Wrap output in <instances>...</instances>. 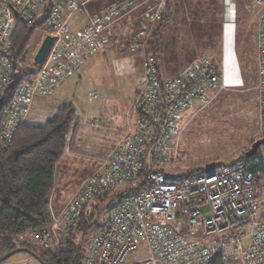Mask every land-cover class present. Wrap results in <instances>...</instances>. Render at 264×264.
I'll return each instance as SVG.
<instances>
[{
  "label": "built area",
  "instance_id": "obj_1",
  "mask_svg": "<svg viewBox=\"0 0 264 264\" xmlns=\"http://www.w3.org/2000/svg\"><path fill=\"white\" fill-rule=\"evenodd\" d=\"M92 1L0 0V97L17 81L0 139H11L34 96L51 95L87 59L110 48L113 20L142 0H125L87 14L85 8ZM159 1L142 14V21H130V26L139 24L136 38L146 44L164 18L166 6ZM252 3L260 10L257 88L264 134V0ZM76 14H86V22L72 31L69 22ZM21 22L41 29L44 39L51 38L41 64L33 61L34 74L32 68L26 72L21 67L25 52L21 58L12 53L13 35ZM220 84L219 70L207 58L162 78L155 56L148 54L137 81L132 129L123 134L102 172L90 177L33 240L50 252L64 247L77 231L84 206L123 187L118 189L120 202L93 239L91 255L83 264H211L217 257L227 264H264V219L256 218L260 198L248 158L181 182L161 170L169 163L166 145L179 134L180 113L195 104L208 105ZM91 125L97 127L95 121ZM140 251L144 257L128 261Z\"/></svg>",
  "mask_w": 264,
  "mask_h": 264
},
{
  "label": "rangeland",
  "instance_id": "obj_2",
  "mask_svg": "<svg viewBox=\"0 0 264 264\" xmlns=\"http://www.w3.org/2000/svg\"><path fill=\"white\" fill-rule=\"evenodd\" d=\"M118 2L125 0H93L86 6L85 12L96 13ZM157 2L142 0L127 11H120L110 25L111 36H116L112 37L113 45L87 59L72 77L60 85L54 99L36 98L31 103L30 120L40 122V125L51 120L63 103L71 105L78 120L76 131L69 137L74 138L72 152L66 151L55 167L54 203L59 200L65 203L84 180L85 184L90 177L99 173L95 171L106 163V157L118 141L120 131L132 123L137 79L150 53L146 52V40L136 38L139 24L130 26V21H142L144 14ZM164 3L166 6V0ZM211 7L207 0H171L170 11L167 12L165 8L164 18L168 16L165 25L170 21L162 45L165 59L162 61L156 55L162 78L173 77L194 60L210 56L203 51L202 34L209 26L210 19L216 17L217 6ZM85 18L86 14L74 15L69 22L70 29L77 31L85 24ZM43 39V31L34 27L24 50V66H21L24 71L32 68L30 72H36L33 57ZM133 39L137 40L135 44ZM91 93L95 97H91ZM248 94L245 98L244 91L234 90L216 98L212 104H195L182 111L179 115L180 132L176 139L173 137L166 145L169 163L161 170L176 178L206 172L215 166H233L241 154L250 149L249 144L257 140L254 138L258 130L257 119L248 99L251 96L249 91ZM93 121L98 127L91 125ZM256 159L264 165V145L258 149ZM257 190L264 196L263 178L259 180ZM113 194L104 202H90L89 209L96 208L93 227L84 236L79 232L72 235L73 243L82 250L84 261L91 255L93 239L107 223L120 200H112ZM258 216L264 219V198L258 203L256 218ZM144 254V251L133 253L128 261L139 260ZM14 260H19V264H27V260H30V264H39L25 253L15 254L5 262Z\"/></svg>",
  "mask_w": 264,
  "mask_h": 264
},
{
  "label": "trees",
  "instance_id": "obj_3",
  "mask_svg": "<svg viewBox=\"0 0 264 264\" xmlns=\"http://www.w3.org/2000/svg\"><path fill=\"white\" fill-rule=\"evenodd\" d=\"M169 6L170 0H166L167 12H169ZM167 18L168 16L155 27L147 43L146 52L154 56L159 51L161 31ZM33 28L32 24L27 25L22 22L18 24L12 39L13 54L19 55L20 58L23 57L22 54ZM16 87L17 81L10 85L0 97V125L5 118V110L13 99ZM135 98L136 95L134 102ZM133 112L135 115L134 103ZM77 126L78 120L73 108L71 105L64 104L44 125L21 123L8 142L0 139V259L11 251L24 249L29 254L36 256L39 259V264L84 263L81 248L73 243L74 236L56 252L41 248L33 240V235L46 230L51 224L53 216L50 212V196L54 188L55 167L66 151L72 152L74 138L69 137L74 134ZM263 135L262 133L259 138ZM247 151L248 149L236 161L246 158L245 152ZM256 156L249 159L251 163L249 170L256 180L255 189L257 190L259 180L264 179V165L262 161L256 159ZM219 167L215 166L211 170L200 173L213 172ZM195 175L176 177L173 181L181 182ZM120 191L122 190L113 192L111 199H121ZM126 192L131 194L132 190ZM110 196L111 193L105 194L91 202H104ZM89 203L82 209L76 231L82 236L88 233L94 224L96 208L89 209ZM211 264L227 263L217 257L212 260Z\"/></svg>",
  "mask_w": 264,
  "mask_h": 264
},
{
  "label": "crops",
  "instance_id": "obj_4",
  "mask_svg": "<svg viewBox=\"0 0 264 264\" xmlns=\"http://www.w3.org/2000/svg\"><path fill=\"white\" fill-rule=\"evenodd\" d=\"M153 0H148L151 2ZM159 1V0H157ZM209 6H217L216 17L210 19L209 26L204 29L202 39L204 43V52L210 54V56H203L209 59L219 70L221 77V84L217 91L210 94V103L231 91H244L245 98L247 97L248 91L251 94L248 97L252 108L254 107V114L257 119V134H254V138L258 139L262 135L260 126V115H259V104H258V88H257V27L260 18V10L253 6L252 0H207ZM171 3V0H170ZM211 7V9H212ZM144 8V6L142 7ZM170 9V6H169ZM170 11V10H169ZM90 14V13H89ZM170 21L162 28L161 40L159 45V51L156 55L163 61L164 52L162 50L163 38L165 33L168 34ZM166 26V27H165ZM112 27H110L111 30ZM112 35V32H110ZM113 38L116 36H112ZM166 38V35H165ZM161 48V50H160ZM155 55V58H156ZM195 61V60H194ZM157 62V61H156ZM192 63V62H191ZM83 65V64H82ZM188 66V65H187ZM186 66V67H187ZM181 70L176 75L180 74ZM175 75V76H176ZM174 77V76H173ZM62 84V83H61ZM60 84V85H61ZM60 85L55 89L51 95L47 96H34L29 105L27 112L23 115L22 124L26 125H40V122L31 121L29 117V108L31 103L36 98L41 99H54V94ZM254 98V99H253ZM134 102V101H133ZM208 104V105H209ZM64 105V103H63ZM133 110V106H132ZM57 112V111H56ZM55 112V113H56ZM54 113V114H55ZM134 113V112H133ZM52 115V114H51ZM50 115V116H51ZM54 115H52L53 117ZM135 121V115L132 123L125 125L124 130L120 131L119 139L116 144L111 147L105 162L112 156L116 145L120 142L123 132L132 129ZM180 132V131H179ZM177 138V137H176ZM175 138V139H176ZM66 154H69L68 152ZM71 155V154H70ZM106 163L103 167L98 166V170L95 172H102ZM55 179V175H54ZM85 182V180H84ZM84 182L79 187H74L75 191L72 196L65 203L58 201L54 203V199L51 193L50 196V212L53 217L59 216L67 207L69 202L79 192ZM54 191V188H53ZM259 195V200L264 198L262 192L256 190ZM25 262V260H24ZM19 260L11 262H5L4 264H19Z\"/></svg>",
  "mask_w": 264,
  "mask_h": 264
},
{
  "label": "water",
  "instance_id": "obj_5",
  "mask_svg": "<svg viewBox=\"0 0 264 264\" xmlns=\"http://www.w3.org/2000/svg\"><path fill=\"white\" fill-rule=\"evenodd\" d=\"M50 43H51V38L50 37H46L42 41L41 45L39 46V48H38V50H37V52H36V54L34 56V62L35 63L41 64V62L43 61V58H44L49 46H50ZM261 145H264V135L251 144L250 149L247 152H245V157L248 158V159H251V158L255 157L257 155L258 149L260 148ZM19 253L28 254V255L32 256L34 260L39 262V259L36 256H34L33 254H29L24 249H17V250H14V251H11V252L5 254L0 259V264L5 262L6 260H8L13 255L19 254Z\"/></svg>",
  "mask_w": 264,
  "mask_h": 264
}]
</instances>
